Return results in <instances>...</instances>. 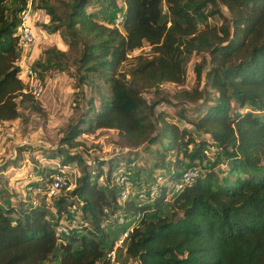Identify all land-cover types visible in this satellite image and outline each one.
<instances>
[{"label":"trees","instance_id":"trees-1","mask_svg":"<svg viewBox=\"0 0 264 264\" xmlns=\"http://www.w3.org/2000/svg\"><path fill=\"white\" fill-rule=\"evenodd\" d=\"M29 1L32 9L45 10L51 32L63 27L70 44L80 45L75 87H90L96 77L108 94H102L98 109L92 98L87 100L89 110L61 138L66 146L58 150L64 154L61 165L40 171L32 182L45 186L76 162L84 168L73 190L54 196V206L31 202L18 210L9 197L0 203V264H110L107 255L124 234L116 252L125 251L135 264H264V0H120L121 5L117 0H54L61 13L49 0H0V122L18 118L21 108L41 111L37 99L23 91L27 84L18 65L20 13ZM90 1L110 15L95 19L87 11ZM116 13L123 15L120 28L113 25ZM215 16L219 24L208 21ZM144 43L152 56L136 57L126 79L120 67ZM193 53L202 54L194 73L198 84L204 78V87L183 91L181 97L197 105L188 121L224 155V176L215 170L217 164H204L206 140L155 117L157 102L142 96L165 83L183 84ZM46 55L32 65L38 72L68 70L64 52L52 49ZM103 128L115 129L127 147L141 146L143 154L160 144L157 173L137 162L131 173L132 192L156 185V195L131 194L120 201L123 186L111 181L130 161L110 157L104 175L102 160L87 170L82 155L70 153L82 146L77 137ZM167 151L174 152V160L164 162ZM184 160L198 162L204 171L171 193ZM158 175L163 182H157ZM75 202L81 222L90 226L60 235L56 226ZM118 213L120 223L113 219Z\"/></svg>","mask_w":264,"mask_h":264},{"label":"rangeland","instance_id":"rangeland-1","mask_svg":"<svg viewBox=\"0 0 264 264\" xmlns=\"http://www.w3.org/2000/svg\"><path fill=\"white\" fill-rule=\"evenodd\" d=\"M117 1L119 5L122 4L120 0ZM49 3L56 7L58 13H61L62 7L57 1L49 0ZM87 11L94 13L97 20L110 15L109 11H105L104 7L99 8V4L94 1L89 2ZM223 12L226 13L224 8ZM208 21L211 24H219L220 18L215 16L209 18ZM30 24L34 42L31 46L32 51L25 58L24 64L35 66L37 61L45 59L47 56L46 51L54 49L64 52L63 62L68 70L59 72L55 70L41 71L39 69L40 76L45 84L44 94L40 99H37L41 111L35 112L31 109L21 108L18 118L0 122V203H3L4 198L9 197L18 210L28 207L31 202L47 206L55 205L56 200L50 201L49 199L46 201L41 197L42 195H34L32 191L29 192L33 186L32 182L40 178V171L46 172V170H52L57 165H61L64 154L59 153L58 150L61 148L65 150L66 148L65 144L61 143V138L67 132L69 125L77 123L78 119L82 118L83 114H86L89 110L87 100L92 98L94 109H98L100 97L102 94H108L106 84L96 77H91L90 84L92 85L90 87L87 85L82 87L84 92L81 88L75 87L77 77L80 74V71L76 70L80 45L70 44L71 38L61 31L63 27L57 32H51L49 28L52 24L45 10L31 9ZM138 56H152L151 47L144 43L139 51L128 54L127 60L120 67L121 72L126 73V79L130 78L129 70ZM201 57V53H193L189 56L183 84L165 83L160 86V89L142 92V96L149 103L157 102L154 108L155 117L161 115L167 122H174L180 128H189L197 141L206 140L209 146L204 148L205 153L208 155L204 164L210 167L217 164L215 170L219 176H224V155L209 136L196 131L188 121L193 120L197 113V105L194 104L195 102L181 97L183 91L193 92L195 89H203L204 78L198 84L194 73V65L200 62ZM179 113H182L184 118H181ZM160 127L161 125L157 124V130ZM77 140L82 146L70 149V153L82 155L88 166V168L86 167L87 170H91L99 159L104 163L102 170L105 175L108 168L106 161L110 157L122 162L130 161L131 165L136 164V162L137 164L143 163L146 172L151 170L157 173L155 170L159 169H155V164H159V156L155 150L162 151L159 143L151 145L152 153L144 151L143 154L141 146L127 147L125 141L115 129L106 128L89 131L87 134L77 137ZM161 143L165 144V141L161 140ZM188 148H191V145ZM51 154L53 157L49 158L52 156ZM165 156L164 162L175 159L174 152L171 151H167ZM184 161L183 168L188 166V161ZM136 165L132 166V171ZM83 168V164L72 162L69 163L68 167L62 169L67 177V183L60 189L58 195L62 194L63 191L69 193L73 190L83 173ZM130 169L131 167L125 168L123 163L119 173L121 175L124 172L130 173L132 172ZM104 175L98 181L101 186L105 184ZM142 175L146 177V174ZM118 183V178L111 181V184ZM149 191L153 193L152 188ZM75 206L74 212H69L67 217L70 220H75V227L71 232L80 233L83 229L82 225L90 226V224L88 221L81 222L80 204L75 202ZM121 218L119 213L113 217L118 223H120ZM108 224V221L107 223L104 222V229L107 231L110 230ZM116 261L117 264H135V260L127 258L125 251L116 252Z\"/></svg>","mask_w":264,"mask_h":264},{"label":"built area","instance_id":"built-area-1","mask_svg":"<svg viewBox=\"0 0 264 264\" xmlns=\"http://www.w3.org/2000/svg\"><path fill=\"white\" fill-rule=\"evenodd\" d=\"M30 13H31V1L28 2L27 7L20 13V21H19V25H18V37H19L18 45H19V49H20L21 54H20V58L18 60V65L21 68V78L27 84L26 89H24L23 91L31 94V96L34 99H40L42 97V95L44 94L45 84H44L39 72L36 69H34L32 66H26L24 64L25 58H27V56H29L31 51H32L31 46L34 42V35H33V31H32L31 24H30ZM122 21H123V15L121 13H116L114 18H113V25L120 28ZM139 50H140V48H136L131 52L135 53ZM133 165L130 164V166H129V167H131V169H130L131 171H132ZM201 172H202V169L200 168V166L197 163H192V164H189L188 166H186L182 171L180 181L176 182L170 186L171 193L172 192L176 193L181 188H183V186L192 184L198 178V176L201 174ZM131 173L132 172H130V173L124 172L122 175L120 174L118 177V181L120 183V184L119 183L118 184L123 186V189L119 195L120 201H124V200H126V198L129 195L134 194L132 192L133 181L131 178V176H132ZM66 180H67V177L65 175V172L61 171L60 173L56 174L53 177L52 181L49 182L47 185H45V186H32L29 191H32V193L34 195H37V194L44 195L46 201L49 199L51 201L54 196L58 195L60 189L64 185H66V183H67ZM157 182L158 183L163 182V178L160 175L157 176ZM150 188L153 189V193H151L149 191ZM149 189L147 191H145L143 189L139 192H136L135 194L138 195L139 198H144L147 193L150 196L156 195V193H157V186L156 185H151L149 187ZM74 210H75V208L72 207L68 210V213L69 212L73 213ZM68 213H66L59 220V222L56 226V232L60 235L70 234L72 229L75 227V220H70L67 217ZM125 235L126 234H124L122 236V238H124ZM122 238H121V240H119L118 242L115 243L113 249L107 255L110 264H117L116 249H117V247H121ZM44 264H46V263H44Z\"/></svg>","mask_w":264,"mask_h":264},{"label":"clouds","instance_id":"clouds-1","mask_svg":"<svg viewBox=\"0 0 264 264\" xmlns=\"http://www.w3.org/2000/svg\"><path fill=\"white\" fill-rule=\"evenodd\" d=\"M31 9H32V7H31Z\"/></svg>","mask_w":264,"mask_h":264}]
</instances>
